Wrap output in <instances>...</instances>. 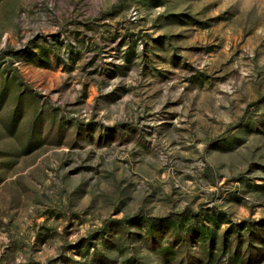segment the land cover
<instances>
[{"label":"rangeland","instance_id":"374dc122","mask_svg":"<svg viewBox=\"0 0 264 264\" xmlns=\"http://www.w3.org/2000/svg\"><path fill=\"white\" fill-rule=\"evenodd\" d=\"M0 264H264V0H0Z\"/></svg>","mask_w":264,"mask_h":264},{"label":"trees","instance_id":"16d2710c","mask_svg":"<svg viewBox=\"0 0 264 264\" xmlns=\"http://www.w3.org/2000/svg\"><path fill=\"white\" fill-rule=\"evenodd\" d=\"M261 99H259L257 102H260Z\"/></svg>","mask_w":264,"mask_h":264}]
</instances>
